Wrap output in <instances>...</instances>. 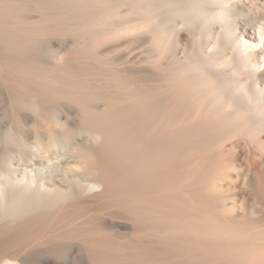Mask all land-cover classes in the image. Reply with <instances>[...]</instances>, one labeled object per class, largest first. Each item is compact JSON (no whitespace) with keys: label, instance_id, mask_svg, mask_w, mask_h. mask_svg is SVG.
Masks as SVG:
<instances>
[{"label":"bare ground","instance_id":"obj_1","mask_svg":"<svg viewBox=\"0 0 264 264\" xmlns=\"http://www.w3.org/2000/svg\"><path fill=\"white\" fill-rule=\"evenodd\" d=\"M239 1L0 0V264L259 263L264 178L239 216L232 173H264V25L234 35Z\"/></svg>","mask_w":264,"mask_h":264},{"label":"rangeland","instance_id":"obj_2","mask_svg":"<svg viewBox=\"0 0 264 264\" xmlns=\"http://www.w3.org/2000/svg\"><path fill=\"white\" fill-rule=\"evenodd\" d=\"M239 2L240 3L238 5L241 8L236 7L238 5L235 6L236 9L233 10V12L234 11L236 12V13L235 12L233 13L235 16L232 15V19L230 17L229 19L231 21L229 20V22L231 23V26L233 28L234 35L241 38L242 36H245L247 33H251V35H253V33H255L254 29L256 26H262V24L264 25V21H263L264 20V9L262 11L260 9V8L264 7V0H240ZM238 9H239V11H238ZM239 12H241V13H239ZM260 12H261V14H260ZM259 16H260V18H259ZM17 167H18L19 171H17L14 175H12L13 178H16V177L21 178L22 176L26 175V174H24V172H28V171L33 169V166L27 167L26 168L27 170L25 169V167H23L21 165H18ZM238 168L240 169L239 172L238 173L234 172L237 175L232 173V180L234 177L235 179H237V183H238L236 190L234 192L236 194V195H234V198H235V202H234V204H235L234 210L235 211L234 212H235V214H238L239 216H241L243 211L245 212V211L249 210V213H251L250 215L252 217L253 216H255V217L260 216V214L262 212V208L258 202H255L256 200L254 199L252 192H253V190H255L258 187L257 186V179H258L257 176L260 175L262 178H264V173H260L255 169H250V168L248 169V167L242 163H241V166L240 165L238 166ZM41 169H42V172L44 175H49L52 172V167L47 163L41 165ZM46 185H48V182H46ZM243 194H244V196H243ZM248 196H249V198H248ZM230 197H231L230 206H233V187L230 191ZM246 203H247V205H246ZM240 210H242V211H240ZM261 258L263 260L261 259L259 261V263H256V264H264V262H263L264 261V255H262Z\"/></svg>","mask_w":264,"mask_h":264}]
</instances>
